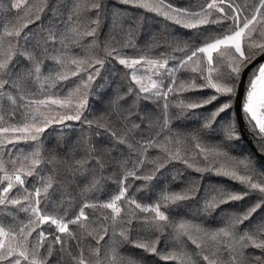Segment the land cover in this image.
<instances>
[{
	"label": "snow or ice",
	"instance_id": "snow-or-ice-1",
	"mask_svg": "<svg viewBox=\"0 0 264 264\" xmlns=\"http://www.w3.org/2000/svg\"><path fill=\"white\" fill-rule=\"evenodd\" d=\"M49 3L50 0H37L34 4L12 0L11 9L18 10L16 22L3 26L0 31V264H64L65 256L71 264H141L136 257L120 251L123 244H131L158 256L161 261L175 264H264V218L246 224L258 211H264V171L258 170L248 158L232 157L222 144L206 143L200 134L201 130L214 131L217 118L232 108L245 69L264 55V0H204L196 9L174 5L170 0H119L121 4L156 13L184 29L221 26L195 45L188 42L169 45L174 51L182 52L181 57L165 52L157 56L148 52L127 56L113 46L114 38L105 40L102 49L105 56L100 57L93 54V49L100 47L98 31L105 8L103 0H56L51 9ZM62 8L66 9V15ZM46 10L51 12L53 21L63 26L41 24L38 27L43 36L39 32L35 36L26 32L29 25L42 21ZM90 12H95V16H89ZM118 15L113 13L114 18ZM89 37L92 39L84 45L82 42ZM131 39L129 33L121 47L135 48ZM57 41L62 48L53 54L55 49L48 45ZM72 45L83 47L86 54L72 53ZM156 46L159 44L153 45ZM17 56L27 62L19 70ZM107 57L116 59L129 70L130 80L138 92L129 88L128 95H135L138 100L143 94L145 99L163 101L162 124L155 132H145L141 127L143 117L140 123L132 120L131 108L121 109L118 101L123 97H117L112 111L121 122L119 129L105 117L100 118L105 119L103 124L99 120L83 121L89 128L96 124L103 129V133L97 131L95 135L108 136L111 147H97L92 136L84 133L65 155L53 151L49 158L45 155L43 134L54 123L81 121L88 91ZM45 59L53 61L56 70L45 71ZM170 60H175V65L170 66ZM181 71L191 75L180 79ZM81 73L86 74V79L81 78L75 87L66 92L58 87ZM29 81L34 89L27 87ZM205 89L213 90L214 94L181 99L175 106L195 110L213 104L220 97L228 99L203 119L201 130L189 135L173 132L170 94ZM242 109L252 130L264 139V63L258 64L248 78ZM122 112L125 114L121 115ZM219 131L224 141L239 138L231 121L220 125ZM189 140L198 151L187 147ZM153 150L163 153V157L152 155ZM77 151L81 155L77 156ZM113 152H119V157L111 156ZM105 156H111L122 173L117 182L118 191L106 200L90 198V192L99 190L101 177L97 171L102 173L111 162ZM173 161L198 173L213 171L245 189H213L203 200L205 213L243 201L253 193L258 194L257 199L239 211L227 213L218 226L209 227L186 218L174 220L162 210L195 199L200 192L195 180L180 191L162 190L150 204L129 195V178L150 182ZM45 164L52 165L47 174L42 168ZM61 173L66 177L63 182L58 179ZM30 177H37L31 186L27 183ZM58 185L63 188L59 202L53 200ZM73 185L79 188L78 208L68 192ZM136 223L150 226V230L161 235L166 228H171L173 246L159 250L160 238L141 235L135 229ZM70 226L79 228L80 235ZM88 237L95 244L88 245L86 254L83 241ZM249 248L259 250L261 255L247 251Z\"/></svg>",
	"mask_w": 264,
	"mask_h": 264
},
{
	"label": "trees",
	"instance_id": "trees-1",
	"mask_svg": "<svg viewBox=\"0 0 264 264\" xmlns=\"http://www.w3.org/2000/svg\"><path fill=\"white\" fill-rule=\"evenodd\" d=\"M37 0H27V3L34 4ZM171 3L180 7H191L193 9L198 8L204 3V0H170ZM243 2V0H240ZM12 0H0V31L3 30V26L14 24L16 22L15 17L17 15L16 9H11ZM56 4V0H50L49 9ZM105 5L104 11L101 13V25L98 31V42L100 47L93 49V54H98L100 57H104L103 45L105 40L114 38L113 46L121 49L122 54L127 56H139L144 52H148L150 55L157 56L161 52H165L170 56L181 57L183 56L182 52L174 51V47L177 43L183 44L188 42L190 44H197L203 40L204 35L212 34L215 31H218L221 26L219 25H208L204 26L199 30H188L184 29L181 26L174 24L171 21L165 20L162 16L157 15L156 13L147 12L143 9L135 8L130 5H124L119 3V0H103ZM24 5H22L23 8ZM65 12L66 9H61ZM113 13H118V17L114 18ZM22 15V10L20 11ZM89 16L94 17L95 12L88 13ZM115 19V26H114ZM56 23L60 27L62 24H59V21H53L51 19V12L46 10L42 14V21H37L34 24L29 25L26 32L36 35L38 32L41 36L44 35L43 32L39 31V25L44 27L50 26L51 24ZM131 33V41L136 45L135 48L127 47L122 48L121 45L128 40V34ZM92 38H86L82 43L87 45V43ZM118 42V43H117ZM159 44V46L153 47V45ZM50 49H55L53 54H57L61 50L62 46L57 41L54 45H48ZM72 53L77 56L85 55V50L83 47L77 48L74 45L70 46ZM16 60L19 61L18 69L20 66H26L27 62L23 60L22 57L17 56ZM175 60H170V66L175 65ZM253 65L247 72V75L243 82L242 95L240 100V110L243 120V133L250 141L251 145L255 148V151L252 150L248 142L242 137V133L238 128V124L235 119L234 114V104L236 96L233 98V106L227 112L222 113L220 117L217 118L218 123L213 125L214 131H209L205 133L201 130V125L203 119L214 110L219 104L225 102L228 97H220L213 104L207 105L203 108H198L195 110H188L176 107L175 105L181 99H191L201 96H209L214 94L213 90L205 89L203 91L196 92H186L182 95H172L169 96V115L171 119V129L173 132L183 133L184 135H189L201 130V136L208 144H222L225 150L232 156L236 158H248L252 161V164L260 171H264V139H262L256 132L252 130V126L249 123V118L245 115L242 109V103L246 94V87L248 84V78L252 74L253 70L257 67L258 64ZM99 67V66H97ZM56 64L45 59L44 70H56ZM91 71V69H90ZM226 71V69H225ZM129 70L125 69L118 61L112 57L105 58V64L100 70L99 76L95 78L92 82L91 87L88 91V102L84 110L83 117L81 121H65L64 124H52L42 136L44 147L46 149L45 155L50 158L51 153L54 151L59 155L63 156L66 152L76 145L77 140L82 136V134L87 133L92 136L93 142L97 147L102 146H112V141L106 135H101L96 137L95 133L100 131L103 133V129H99L96 124H93L92 128L84 123L83 121L92 120L97 121L101 124L105 123V119H100L105 117L108 121H112L115 124L116 129L120 128L121 122L117 119V115L112 111L113 102L117 100V97H123L118 101L121 109L131 108L134 115L131 117L132 120L137 123L141 122V117H143V123L141 127L147 131L155 132L159 129V125L163 122L162 117V105L163 101H157L155 98L145 99L143 94L141 98L137 100L135 95H128L129 88H132L134 91L138 92V88L130 80ZM191 73L181 71L179 73L180 79H187ZM81 78L86 79V74L81 73V76L71 77L68 81L62 82L61 85H58L59 88L64 90L75 87L81 80ZM167 83V79L165 80ZM27 87L34 89V86L29 81ZM135 101V104H134ZM125 113H121L124 115ZM226 121H231L236 125L237 133L239 134L238 139H233L231 141H224L221 132L219 131L220 125ZM149 124L152 125L149 129ZM162 138V137H161ZM20 147L27 148V145H21ZM121 149L124 148L123 145L119 146ZM173 148L176 145H172ZM187 147L193 151H198L192 148V142L189 140L187 142ZM125 154L127 150L124 149ZM159 154L163 157V153H157L156 150L152 151V155ZM77 156L81 155L79 151L76 153ZM119 152L111 153V156L119 157ZM111 156H105L106 161H111ZM203 163L202 158L198 157ZM10 167V166H9ZM44 174H47L51 171L52 165L45 164L42 166ZM97 176L101 177L100 186L98 191H92L88 194L90 198H98L100 200H106L111 195H114L119 188L118 181L121 178V171L117 164L114 161L108 163V166L101 173L97 171ZM60 181H65L66 177L63 173L58 177ZM195 180L200 189L199 194L195 199L181 201L175 205H169L167 209H162L169 214L174 220L180 218H186L189 220H195L209 227L218 226L223 217L232 211H239L249 204L253 203L258 194L253 193L248 196L245 200L240 202H234L231 204L222 205L220 208H217L214 212L210 214L203 211V200L206 196L212 194V190L215 188H228L235 191H244L242 185L238 182L232 181L228 178H225L220 175H216L213 171H206L203 173H198L192 169L187 168L183 163L178 161L170 162L166 167L162 168L158 172L155 178L150 182H145L143 180H134L129 178L127 181L130 184L129 195H134L135 198L144 203L150 204L156 201L159 197V194L162 190L169 191H180L189 186V184ZM37 182V177H30L27 180L29 186ZM83 183V181H81ZM146 185V186H145ZM139 189V190H138ZM71 196L75 198L76 207L78 208L80 202L79 188L72 186L68 189ZM63 193V188L57 186V191L53 195V200L59 202ZM75 209L69 213L71 216ZM90 213L92 210H87ZM139 215H145L138 213ZM21 218L23 214L21 213ZM264 218V211H258L254 215L251 221L246 222V224H254L255 222L260 221ZM48 228V226H44ZM72 227L77 235H80V230L76 226ZM135 229L139 230L141 235L149 236L151 238L159 237L161 244L158 246L159 250H166L173 246V232L171 228H166L163 235L156 232L154 229L150 230V226H146L142 223H136ZM51 230V229H49ZM108 239L107 237L105 238ZM85 246V251L87 254L88 245H94L95 242L91 237H88L83 241ZM104 242L102 241L101 244ZM190 249H194L193 245L189 244ZM75 252V247H73ZM122 253H128L136 257L141 261V264H175V262H164L159 259L158 256L154 254H149L144 252L142 249L133 247L131 244H123L120 248ZM247 251L252 252L256 255H261L259 250L249 248ZM64 264H71V260L65 256Z\"/></svg>",
	"mask_w": 264,
	"mask_h": 264
},
{
	"label": "water",
	"instance_id": "water-1",
	"mask_svg": "<svg viewBox=\"0 0 264 264\" xmlns=\"http://www.w3.org/2000/svg\"><path fill=\"white\" fill-rule=\"evenodd\" d=\"M264 60V55L258 56L253 62L249 65L247 69H245L243 76H242V82L239 83L238 90H237V95H236V100L234 104V114H235V119L238 124V128L240 132L242 133V137L248 142L252 150L255 151V148L251 145L250 141L247 139L245 134L243 133V120H242V115H241V110H240V100H241V95H242V89H243V82L244 79L247 75L248 70L258 62H261ZM260 157L264 158V156L259 155Z\"/></svg>",
	"mask_w": 264,
	"mask_h": 264
},
{
	"label": "rangeland",
	"instance_id": "rangeland-1",
	"mask_svg": "<svg viewBox=\"0 0 264 264\" xmlns=\"http://www.w3.org/2000/svg\"><path fill=\"white\" fill-rule=\"evenodd\" d=\"M261 63H264V60L263 61H261ZM137 87V86H136ZM55 124V123H54Z\"/></svg>",
	"mask_w": 264,
	"mask_h": 264
},
{
	"label": "crops",
	"instance_id": "crops-1",
	"mask_svg": "<svg viewBox=\"0 0 264 264\" xmlns=\"http://www.w3.org/2000/svg\"><path fill=\"white\" fill-rule=\"evenodd\" d=\"M242 105H243V103H242Z\"/></svg>",
	"mask_w": 264,
	"mask_h": 264
}]
</instances>
